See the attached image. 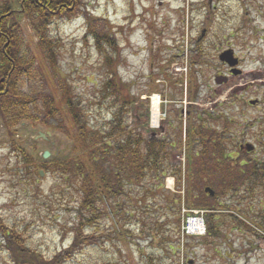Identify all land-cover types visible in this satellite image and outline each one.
<instances>
[{"label": "rangeland", "instance_id": "obj_1", "mask_svg": "<svg viewBox=\"0 0 264 264\" xmlns=\"http://www.w3.org/2000/svg\"><path fill=\"white\" fill-rule=\"evenodd\" d=\"M251 1L259 0H84L86 9L94 16L109 20L111 34L119 46L113 66L123 83L130 85L132 96H140V102L129 112V125L138 124L147 136L155 133L159 137L171 127L170 132L181 129L185 141L186 133L194 127L196 108L199 110L196 106L190 110V103L211 107L216 100L211 94L216 71L204 72L197 66V40L206 29L208 39L214 38L219 47L229 43L243 55L247 35L244 30L247 9L243 6ZM84 19L81 15L56 19L50 27V35L58 42L61 73L82 99L93 122L102 125L109 117L108 103L101 100L102 104L98 105L97 99H101L108 69L104 55L87 34ZM22 27L35 51L31 29L25 22ZM208 53L210 57L216 54ZM215 89L222 88L216 86ZM154 98L159 99L161 106L159 128L155 127L151 117ZM227 108L229 106L223 104L218 110L222 118L215 125L220 132L224 130L226 115L230 114ZM188 111L191 114L188 115ZM232 128L239 135L240 123L236 122ZM15 131V143L30 161L33 158L37 164L55 163L73 156L72 142L55 129L22 122ZM10 144L0 118V217L25 234L28 247L52 259L71 245L69 230L77 222L78 192L60 174L45 173L31 164L26 166L21 160V152H13ZM46 153L48 159L44 158ZM230 165L234 163L230 162ZM197 168V165H191L188 174L191 181L188 177L185 181L182 179L180 187L176 180L172 188L165 182L164 191L182 199L181 222L172 213H147L139 220V217L122 219L121 226L133 224V233L129 232L126 243L114 241V246L104 238L102 243L86 247L66 264H148L151 257L153 264H188L190 260L194 264H264V230L258 229L264 226V215L261 214L264 213V183L249 181L238 193L222 194L224 187L216 176L196 183ZM206 188L215 191L216 200H207L210 197ZM194 196L198 200H207L213 211L219 210L213 213L214 227L221 235L184 240L180 231L179 236L176 235L183 226L184 216L200 210L188 207V199ZM199 214L205 216L209 227L210 213ZM242 223H247L260 237L255 239ZM144 224L148 229L146 232ZM104 226H112L107 216L100 219V227L105 229ZM243 229L247 231L244 236ZM178 243L179 255L172 257L170 248ZM229 247L234 251L232 260H223L213 252L214 248L225 252ZM10 262L8 255L1 252L0 264Z\"/></svg>", "mask_w": 264, "mask_h": 264}, {"label": "trees", "instance_id": "obj_2", "mask_svg": "<svg viewBox=\"0 0 264 264\" xmlns=\"http://www.w3.org/2000/svg\"><path fill=\"white\" fill-rule=\"evenodd\" d=\"M79 15L85 18L87 34L104 55L108 69L101 99H97L98 105L102 104L101 100L108 103L109 117L102 125L93 122L82 99L61 73L58 42L50 35L56 19ZM23 22L32 31L35 51L25 37ZM118 49L109 20L94 16L86 9L84 0H0V118L10 147L13 152H21L26 166L31 164L45 173L60 174L79 195L77 222L69 230L71 245L52 259L28 247L25 234L0 217V255L7 254L11 264H66L86 247L102 243L104 238L114 246V241L126 243L129 232L133 233V224L121 226L125 218L139 217V220L147 213H172L181 222L182 199L167 194L164 183L173 177L180 187L184 171L185 179L188 177L191 181L188 174L194 153L184 170L173 161L183 147L181 130L165 137H152L137 127L138 124L129 125V112L140 102V96H132L130 85L123 83L113 66ZM22 122L61 132L72 142L73 156L55 163L37 164L33 158L30 161L15 143V128ZM189 137L190 142H195L198 135L191 130ZM218 137L221 140L216 151L218 166L195 169L196 183L216 176L224 187L222 194L238 193L249 181L263 184L264 171L261 173L258 168L249 171L246 166L235 163L226 141H222L224 137ZM37 175L41 176L39 172ZM210 199L217 198L207 200ZM207 200L194 196L187 204L191 209L210 213L208 235L219 236L221 232L214 227L215 211ZM102 216L112 221L111 228L100 227ZM143 230H148L145 224ZM179 231L180 228L177 236ZM179 245L170 248L172 257L179 255ZM147 262L153 264L152 257Z\"/></svg>", "mask_w": 264, "mask_h": 264}, {"label": "flooded vegetation", "instance_id": "obj_3", "mask_svg": "<svg viewBox=\"0 0 264 264\" xmlns=\"http://www.w3.org/2000/svg\"><path fill=\"white\" fill-rule=\"evenodd\" d=\"M210 8L217 9L211 6ZM244 8L247 9L244 18L247 24H244V30H247V35L244 38L246 49L242 51L243 55L234 50L229 43L219 47L214 38L208 39L209 34L207 36L206 29L197 40V66L204 72L215 70L213 84L215 88L219 86L222 89H212L211 94L216 100L211 107L201 106L196 102L190 103V110L193 106L199 107V110L196 108L192 129L196 131L198 137L195 142H190L189 132L186 133L185 144L186 142L188 144L185 145V153L188 154L187 162L192 159L191 154L194 153V160L191 163L193 165L205 169L216 168L217 144L221 141L218 136H223L222 141L227 143L231 160L246 166L249 171L258 168L262 173L264 171V0L248 2L243 6ZM209 51L216 53L212 55L214 58L210 57ZM223 104L229 106L227 109L230 114L226 115L224 130L220 132L215 124L222 118L218 110ZM236 122L240 123L239 135H236L232 128ZM171 129L172 127L162 136L168 135ZM153 137L159 136L153 135ZM242 224L255 239L260 237V234L252 231L247 223ZM258 229L264 230V226ZM243 230L241 233L244 236L247 231ZM232 250L231 247L225 252L214 248L213 252L223 257V260H232L234 254ZM188 264H194V261L190 260Z\"/></svg>", "mask_w": 264, "mask_h": 264}, {"label": "built area", "instance_id": "obj_4", "mask_svg": "<svg viewBox=\"0 0 264 264\" xmlns=\"http://www.w3.org/2000/svg\"><path fill=\"white\" fill-rule=\"evenodd\" d=\"M187 234H201L204 232V221L201 218H190L185 227Z\"/></svg>", "mask_w": 264, "mask_h": 264}, {"label": "bare ground", "instance_id": "obj_5", "mask_svg": "<svg viewBox=\"0 0 264 264\" xmlns=\"http://www.w3.org/2000/svg\"><path fill=\"white\" fill-rule=\"evenodd\" d=\"M160 101L158 98H154V101H153V104H152V107H151V117H152V120H153V123L155 125V127H158V125L160 124ZM173 179H168L167 181V187L168 188H172L173 187Z\"/></svg>", "mask_w": 264, "mask_h": 264}, {"label": "water", "instance_id": "obj_6", "mask_svg": "<svg viewBox=\"0 0 264 264\" xmlns=\"http://www.w3.org/2000/svg\"><path fill=\"white\" fill-rule=\"evenodd\" d=\"M49 157L48 153H46L45 155V159H47ZM206 192H209L212 196L214 195V192L211 189H206Z\"/></svg>", "mask_w": 264, "mask_h": 264}]
</instances>
